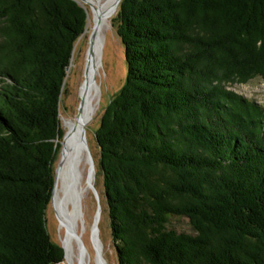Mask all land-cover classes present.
<instances>
[{
    "label": "trees",
    "instance_id": "obj_1",
    "mask_svg": "<svg viewBox=\"0 0 264 264\" xmlns=\"http://www.w3.org/2000/svg\"><path fill=\"white\" fill-rule=\"evenodd\" d=\"M127 76L96 141L118 264H264V0H122ZM87 10L0 0V264H61L46 212ZM184 217L194 233L170 229Z\"/></svg>",
    "mask_w": 264,
    "mask_h": 264
},
{
    "label": "bare ground",
    "instance_id": "obj_2",
    "mask_svg": "<svg viewBox=\"0 0 264 264\" xmlns=\"http://www.w3.org/2000/svg\"><path fill=\"white\" fill-rule=\"evenodd\" d=\"M80 1L84 6L90 7L87 29L90 34L88 69L77 90L79 95L77 113L75 117L63 119L64 136L58 156L61 167L57 174L53 207L59 226L60 241L65 248L68 264H105L101 247L98 248L100 233L99 228L96 230V226L92 227L97 247L94 258L91 257L85 246L89 234V228L85 221V205L89 200L91 189L94 192L93 183L96 182V165L89 146L87 127L95 121L101 108L102 86L99 82L101 53L105 36L107 37L106 34L109 30L108 13L110 10L113 11L117 0ZM83 132L85 133L84 140L82 139ZM99 206L100 210L96 219L97 227L101 215V204Z\"/></svg>",
    "mask_w": 264,
    "mask_h": 264
},
{
    "label": "rangeland",
    "instance_id": "obj_3",
    "mask_svg": "<svg viewBox=\"0 0 264 264\" xmlns=\"http://www.w3.org/2000/svg\"><path fill=\"white\" fill-rule=\"evenodd\" d=\"M81 3L80 0H77ZM82 4V3H81ZM83 5V4H82ZM84 6V5H83ZM88 12L89 6H84ZM119 9V8H118ZM118 9L111 14L108 13L109 30L101 53V70L99 82L102 86V103L101 108L96 116L95 121L87 127L88 141L92 156L95 161V183L94 187L98 193L99 200L96 199L91 189L89 200L85 205V221L89 228V234L86 238V248L92 258L95 257L97 247L94 242L92 227L94 217L98 206L101 204V215L98 219L100 248L105 264H118L115 245L113 242L110 219L108 215L107 205L104 197L103 177L99 169L100 150L96 141L95 133L99 129L101 116L105 108L109 105L115 95L121 90L126 81L127 64L125 61V48L117 34L118 25L114 22L117 17ZM89 23V22H88ZM88 23L85 34L77 41L74 50L73 60L68 72L65 83L64 92L60 103V120L63 125V119L75 117L78 110V86L85 73L87 64V52L89 50L90 34L87 32ZM71 71V72H70ZM236 93L258 103L264 107V81L261 78L251 80L247 84H236L230 87ZM58 160V159H57ZM57 163V162H56ZM47 226L52 242L62 246L60 241L59 226L55 217L53 200L47 208L46 212ZM170 229L177 232L194 233L189 220L184 217H174L170 221ZM61 264H68L66 259Z\"/></svg>",
    "mask_w": 264,
    "mask_h": 264
},
{
    "label": "water",
    "instance_id": "obj_4",
    "mask_svg": "<svg viewBox=\"0 0 264 264\" xmlns=\"http://www.w3.org/2000/svg\"><path fill=\"white\" fill-rule=\"evenodd\" d=\"M77 1V0H76ZM121 1L122 0H117L116 1V3H115V8L113 9V11L111 12L112 14H114V12L119 8V5H120V3H121ZM78 2V1H77ZM82 7H84L80 2H78ZM85 8V7H84ZM86 9V8H85ZM88 13V12H87ZM88 54H89V50H88V52H87V60H88ZM88 65L86 64V68H85V71H87V69H88V67H87ZM85 133L83 132V134H82V139L84 140L85 139V135H84ZM92 162V161H91ZM92 165H93V163H92ZM60 167H61V161H58L57 160V163H56V165H55V179H54V188H53V192H52V197H51V202H52V200H53V196H54V192H55V188H56V183H57V174H58V171H59V169H60ZM93 190H94V194H95V197H96V199L97 200H99V197H98V193L96 192V190L93 188ZM99 210H100V206H98V209H97V212H96V214H95V217H94V222H93V226H96L95 228H96V230H98V227H97V222H96V219H97V216H98V214H99ZM62 248L64 249V253H65V259H66V251H65V248L62 246Z\"/></svg>",
    "mask_w": 264,
    "mask_h": 264
}]
</instances>
